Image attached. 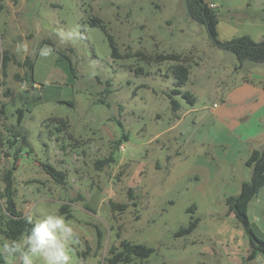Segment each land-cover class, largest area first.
I'll list each match as a JSON object with an SVG mask.
<instances>
[{
  "label": "rangeland",
  "instance_id": "1",
  "mask_svg": "<svg viewBox=\"0 0 264 264\" xmlns=\"http://www.w3.org/2000/svg\"><path fill=\"white\" fill-rule=\"evenodd\" d=\"M204 2L215 5L217 39L264 38V0ZM93 15L105 29L89 24ZM75 27L79 40L62 43L55 35ZM109 35L120 57H112ZM18 42L28 45L26 53L15 51ZM4 49L20 61L33 60V80H18L15 74L25 68L15 62L5 75L0 65V175L15 154V201L25 217L61 213L67 205L70 217L61 214L81 234L73 264H104L109 247L123 239L153 251L119 264L252 260L247 234L225 201L250 179L245 161L251 148L264 144V133L244 141L218 111L226 93L264 71V63L239 66L190 18L183 0H0V60ZM141 52L189 56V80L180 89L194 94V104L172 94L179 103L174 110L170 62L148 60ZM110 156L113 161L96 164ZM41 163L63 170L64 183H56ZM247 214L255 235L264 239V186ZM194 220V227L181 231ZM253 260L264 264V254ZM6 264L20 261L6 257Z\"/></svg>",
  "mask_w": 264,
  "mask_h": 264
},
{
  "label": "trees",
  "instance_id": "2",
  "mask_svg": "<svg viewBox=\"0 0 264 264\" xmlns=\"http://www.w3.org/2000/svg\"><path fill=\"white\" fill-rule=\"evenodd\" d=\"M16 1V0H13ZM187 9V12L192 20L203 24L212 40L213 45L216 47L227 50L231 52L236 59L239 61V66L242 65L244 61H251L254 63H264V38L261 40H254L249 35H241L237 37H232L228 40L217 39L216 26L218 24V17L213 7H210L204 0H183ZM89 24L92 26H98L105 29V25L101 18L98 16H91L87 19ZM110 45H111V55L114 58L120 57V53L113 41V38L109 35ZM69 52H73L72 48H68ZM3 55L0 60L2 74L5 75L7 72V67L10 62H15L17 65L25 68L24 74H15V77L22 81L28 82L33 80L32 78V67L33 60L27 56L22 61L15 58L14 54L10 53L7 49H4ZM141 55L148 60L154 62H170L168 70L172 77L174 78L175 87L171 90L170 101L174 110L179 108V103L172 97V94H181L188 103L194 104L196 98L194 94L188 90L182 91L180 86L185 84L189 80L190 75V59L189 56L180 53H156L154 55L142 53ZM136 72L142 73L143 69L141 67L136 68ZM108 83V82H107ZM109 84V83H108ZM106 92L109 90L106 89ZM23 108L19 107L16 109L15 113L17 115L16 122L18 125L21 124L23 117ZM63 126L66 127L67 124L60 119ZM58 126V130H60ZM21 136L23 144L27 145L26 137L23 134H14L15 138ZM123 138H127L123 135ZM10 147H13L12 142H10ZM14 163L11 168L5 170L2 175H0V234L3 237L10 239H18L23 233H25L30 225L27 224V217L23 216L22 212L18 210L15 194L16 189L14 186V175L13 171L16 167L17 156L14 154ZM113 161V156L108 158L100 159L96 161L98 166L105 163ZM245 164L251 168V176L249 180H244L241 183L240 191L237 195H230L226 198V206L228 212L232 213L236 221L242 225L245 233L247 234L249 241V259H254L258 254H264V239L255 235L253 229L251 228L250 221L247 214V207L249 201L260 191L264 186V144L260 148L253 149L248 155ZM43 170L58 184H63L65 181L66 173L63 170L56 169L50 163H41ZM112 207H117L123 210L127 207L126 203H113ZM61 213L67 214L68 207L66 204L62 205ZM195 222L191 221L189 228H182L181 231L188 230L195 226ZM97 230L98 243L101 240V232ZM99 245V244H98ZM153 251V248L142 244L133 243L128 240H121L119 245H112L108 249L107 255L104 257V264H119L128 263L133 261L135 258H147ZM6 255L0 253V264H6Z\"/></svg>",
  "mask_w": 264,
  "mask_h": 264
},
{
  "label": "clouds",
  "instance_id": "3",
  "mask_svg": "<svg viewBox=\"0 0 264 264\" xmlns=\"http://www.w3.org/2000/svg\"><path fill=\"white\" fill-rule=\"evenodd\" d=\"M55 35L62 43L82 38L78 27L67 32L57 31ZM15 51L26 53L28 45L18 42ZM26 222L30 227L18 239L4 237L0 240V253L10 259L18 258L20 264H37L38 261L41 264H73V246L81 243V234L74 222L68 221L58 210L35 220L30 215Z\"/></svg>",
  "mask_w": 264,
  "mask_h": 264
},
{
  "label": "crops",
  "instance_id": "4",
  "mask_svg": "<svg viewBox=\"0 0 264 264\" xmlns=\"http://www.w3.org/2000/svg\"><path fill=\"white\" fill-rule=\"evenodd\" d=\"M251 78L231 88L218 111L231 127L240 132L244 141L264 133V71L251 75ZM248 264L263 263H255L252 259Z\"/></svg>",
  "mask_w": 264,
  "mask_h": 264
},
{
  "label": "built area",
  "instance_id": "5",
  "mask_svg": "<svg viewBox=\"0 0 264 264\" xmlns=\"http://www.w3.org/2000/svg\"><path fill=\"white\" fill-rule=\"evenodd\" d=\"M209 6H210V7H214L215 5H214L213 3H211Z\"/></svg>",
  "mask_w": 264,
  "mask_h": 264
}]
</instances>
